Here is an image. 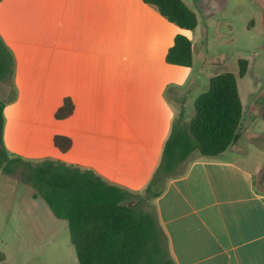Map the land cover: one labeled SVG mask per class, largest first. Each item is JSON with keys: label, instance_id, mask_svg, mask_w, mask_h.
I'll list each match as a JSON object with an SVG mask.
<instances>
[{"label": "crops", "instance_id": "1", "mask_svg": "<svg viewBox=\"0 0 264 264\" xmlns=\"http://www.w3.org/2000/svg\"><path fill=\"white\" fill-rule=\"evenodd\" d=\"M183 1L198 9L199 0ZM256 5L263 16L264 0ZM200 28H181L143 0H0V51L13 62L0 80L4 147L25 160L90 169L140 196L173 121L182 111L189 123L198 91L217 74H204ZM177 34L192 43L191 65L166 59ZM237 86L242 115L244 107L257 112L263 81L246 104ZM65 106L68 114L58 117ZM57 136L69 141L64 150ZM238 139L228 151L252 158ZM225 152H192L153 200L176 264H264V194L255 183L264 158L253 171Z\"/></svg>", "mask_w": 264, "mask_h": 264}, {"label": "trees", "instance_id": "2", "mask_svg": "<svg viewBox=\"0 0 264 264\" xmlns=\"http://www.w3.org/2000/svg\"><path fill=\"white\" fill-rule=\"evenodd\" d=\"M143 1L154 5L181 28L193 30L197 26L195 12L183 0ZM166 59L191 65L190 39L177 34ZM12 63L11 54L6 49L0 51V80L9 75ZM247 64L246 59H238L239 77L246 73ZM5 104L0 99V169L12 173L21 167L34 195L44 200L55 217L66 220L78 264H176L155 208H147V203L163 192L168 179L184 172L192 152L213 158L226 151L237 138L242 117L237 76L230 71L211 76L207 90L194 101V115L189 123L183 121L182 111L173 121L160 162L143 196L139 201H130L134 193L107 182L90 169L49 158L25 160L10 154L2 138ZM68 112L65 106L56 115L63 117ZM55 143L61 150L70 144L62 136H57ZM257 190L264 194V185L257 186Z\"/></svg>", "mask_w": 264, "mask_h": 264}, {"label": "rangeland", "instance_id": "3", "mask_svg": "<svg viewBox=\"0 0 264 264\" xmlns=\"http://www.w3.org/2000/svg\"><path fill=\"white\" fill-rule=\"evenodd\" d=\"M258 1L199 0L195 11L201 27L198 48L207 60L205 76L233 72L244 104L247 93L253 92L262 81L264 92V11L261 16L256 5ZM212 4L216 9L214 17L210 15ZM215 21L217 26L213 31ZM239 58L250 63L244 77L237 74ZM208 83L206 89L198 93L207 90ZM4 87L7 86L4 84ZM4 90L8 95V88ZM2 94L0 92V98ZM263 103L250 116L244 107L237 129L238 144L252 158L246 159L228 149L224 155L253 171H257L256 167L264 158V118L259 112ZM194 155L199 156V153L196 151ZM255 181L258 187L264 185V164ZM142 196L143 192L140 196L133 195L130 201H139ZM146 207L153 210V200ZM0 264H78L66 220L55 217L44 200L34 195L21 167L12 173L0 169Z\"/></svg>", "mask_w": 264, "mask_h": 264}]
</instances>
